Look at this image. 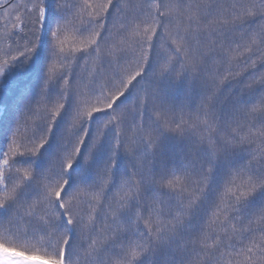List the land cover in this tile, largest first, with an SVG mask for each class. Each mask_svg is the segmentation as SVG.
<instances>
[{
	"label": "snow or ice",
	"instance_id": "1",
	"mask_svg": "<svg viewBox=\"0 0 264 264\" xmlns=\"http://www.w3.org/2000/svg\"><path fill=\"white\" fill-rule=\"evenodd\" d=\"M0 13V264H264V0Z\"/></svg>",
	"mask_w": 264,
	"mask_h": 264
},
{
	"label": "trees",
	"instance_id": "2",
	"mask_svg": "<svg viewBox=\"0 0 264 264\" xmlns=\"http://www.w3.org/2000/svg\"><path fill=\"white\" fill-rule=\"evenodd\" d=\"M0 15H2V13H0ZM3 193L0 192V196H2ZM17 250L19 251H25L26 254H31L32 250L31 249H26V248H17ZM41 256H43V252L40 253Z\"/></svg>",
	"mask_w": 264,
	"mask_h": 264
}]
</instances>
